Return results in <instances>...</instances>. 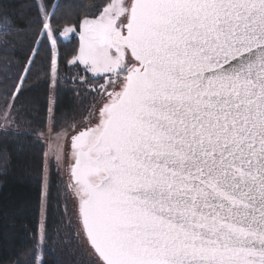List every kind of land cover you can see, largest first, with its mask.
Instances as JSON below:
<instances>
[{"label": "snow or ice", "instance_id": "1", "mask_svg": "<svg viewBox=\"0 0 264 264\" xmlns=\"http://www.w3.org/2000/svg\"><path fill=\"white\" fill-rule=\"evenodd\" d=\"M30 7L26 43L0 40V160L57 123L64 147L41 159L39 219L12 264H62L61 226L87 264H264V0H102L62 31L67 0ZM69 83L73 113L91 97L79 120L59 108Z\"/></svg>", "mask_w": 264, "mask_h": 264}, {"label": "trees", "instance_id": "2", "mask_svg": "<svg viewBox=\"0 0 264 264\" xmlns=\"http://www.w3.org/2000/svg\"><path fill=\"white\" fill-rule=\"evenodd\" d=\"M101 2L102 0H67V4L72 7L63 9V15L58 13L60 30L62 31L64 27H72L73 20L77 18L76 14H82L84 8L93 7ZM31 4L32 0H0V23L3 22V17L6 15L12 25V33L6 37L0 34V40L8 39L12 41L10 48L19 47L26 43L25 36L18 34L17 29L26 30L28 28L27 21L33 15ZM61 39L63 41V38ZM76 47H78L77 35L73 36L70 43L63 42L60 46V51L67 55ZM24 55V51L17 53V56L21 59ZM12 70L14 71L15 69L13 68ZM33 71L35 73L37 69ZM0 79H3L2 65H0ZM30 83L37 90L32 93H26V96H38L43 101L46 97V80L44 78L37 80L33 76ZM59 101V108L68 112L69 115L76 113L78 115L77 118H80V115H87L83 109L85 102L75 113L72 112V104L68 92L61 94ZM89 104H91V101ZM10 140H15V138L11 137ZM31 140L35 141L34 138H28L7 144V160H0V264H12V261L18 258L22 249L31 247L30 236L39 219L36 205L39 199L38 167L41 163L42 151ZM0 147L5 146L0 145ZM52 173L53 210L49 214V226L50 234L53 239H56L54 229L59 225L63 214V201L61 200L59 211H56L57 184L60 178L54 170H52ZM69 235V230L61 226L59 243L62 246L67 245L65 254L58 257L62 264H73L74 260L79 261L78 242L72 240L69 243ZM51 247L52 240H49V250H51ZM44 258L49 261V264H54L57 256L47 255Z\"/></svg>", "mask_w": 264, "mask_h": 264}, {"label": "rangeland", "instance_id": "3", "mask_svg": "<svg viewBox=\"0 0 264 264\" xmlns=\"http://www.w3.org/2000/svg\"><path fill=\"white\" fill-rule=\"evenodd\" d=\"M71 87H72V85L70 83L67 84V85H62L61 88H60L59 96L61 94H63V93H67L68 92V96L71 98L72 95H73V93L69 90ZM90 101H91V97H89L88 99L84 100L85 106H83V109H85L88 106H90V104H89ZM84 102H83V104H84ZM84 113H86V112L84 111ZM74 115H75L76 119H78V120L83 118L82 115H80V118H77L78 115H76V113ZM45 131L48 134V139L47 140H42L41 142H37L36 140L35 141L31 140V141L33 142V144H35V145H37V146H39L41 148L42 158L44 159V163L46 165L47 159L51 158L52 160L55 161V157H56L57 153L60 152L63 149V147H64V137H63V133L61 132V123H57L55 132L51 131L50 128H46ZM57 132L61 133V135L59 137H57V135H56ZM10 138L11 137H9V139ZM52 170H54L57 173V169H56L55 166L53 167ZM59 178H60V176H59ZM68 209L71 212V209H72L71 200L68 201ZM78 248H79V245H78ZM77 252H78V256H79V261H83V264H87V256H86V254H84L80 248H79V250L77 249Z\"/></svg>", "mask_w": 264, "mask_h": 264}, {"label": "water", "instance_id": "4", "mask_svg": "<svg viewBox=\"0 0 264 264\" xmlns=\"http://www.w3.org/2000/svg\"><path fill=\"white\" fill-rule=\"evenodd\" d=\"M69 144H70V142H69ZM69 157H70V147H69Z\"/></svg>", "mask_w": 264, "mask_h": 264}]
</instances>
